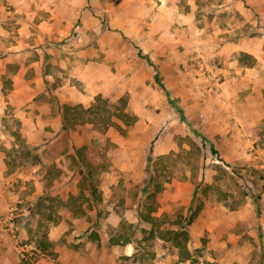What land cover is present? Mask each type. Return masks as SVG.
I'll use <instances>...</instances> for the list:
<instances>
[{"label":"crops","instance_id":"obj_1","mask_svg":"<svg viewBox=\"0 0 264 264\" xmlns=\"http://www.w3.org/2000/svg\"><path fill=\"white\" fill-rule=\"evenodd\" d=\"M202 1L0 0V218L16 206L20 242L47 255L23 260L15 232L0 222V264H190L199 247L206 249L204 264H264V194L262 215L252 199L234 213L215 202L194 219L184 246L157 237L146 260L135 243L120 245L96 218L72 208L78 195L94 208L125 206L127 200L113 196L119 180L102 172L95 186L65 182L67 172L75 174L61 161L65 108L88 109L98 96L120 98L128 87L156 92L152 78L160 64L174 73L184 56L213 59L224 109L234 108V86L238 94L246 89L240 103L261 109L264 0H219L216 12L204 10ZM241 123L264 139V121ZM220 127L226 135L234 121L224 118ZM17 128L19 135L12 134ZM249 152L241 157L255 164L264 154Z\"/></svg>","mask_w":264,"mask_h":264},{"label":"rangeland","instance_id":"obj_2","mask_svg":"<svg viewBox=\"0 0 264 264\" xmlns=\"http://www.w3.org/2000/svg\"><path fill=\"white\" fill-rule=\"evenodd\" d=\"M218 1H202L203 9L216 12ZM181 59L174 73L167 64L156 66L152 78L156 92L128 87L120 98L100 95L88 109L68 106L65 112L61 151L67 154L61 161L75 173L67 172L65 182L75 178L95 186L103 182L105 172L110 181L119 180L114 189L120 186V190L113 196L127 200L125 206L94 208L78 195L72 200L73 210L89 220L96 218L120 245L135 243L146 260L157 237L184 246L194 219L215 209V202L225 204L221 210L234 213L252 199L257 214H263L259 205L264 194V154L257 164L241 157L242 151V156L264 151V139H258L263 134L256 127L242 128L241 121H264V104L260 110H250L240 103L246 89L238 94L234 86V108L226 111L214 74L217 62L196 54ZM224 118L234 121L226 135L220 133ZM19 133V128L12 131ZM233 151L236 159L228 158ZM92 169L94 174H88ZM65 207L63 202L59 210ZM193 252L190 264H204L206 249Z\"/></svg>","mask_w":264,"mask_h":264},{"label":"built area","instance_id":"obj_3","mask_svg":"<svg viewBox=\"0 0 264 264\" xmlns=\"http://www.w3.org/2000/svg\"><path fill=\"white\" fill-rule=\"evenodd\" d=\"M215 79L217 83V90L221 91V78L220 76L215 72ZM16 219H17V207L14 205H11L9 208L8 213L5 216H2L0 218L1 224L7 228L15 232V242L16 247L19 252L20 257H22L23 260L32 259V260H38L47 258L46 253L44 250L36 245H34L31 242H20L19 238L17 237L15 228H16Z\"/></svg>","mask_w":264,"mask_h":264},{"label":"trees","instance_id":"obj_4","mask_svg":"<svg viewBox=\"0 0 264 264\" xmlns=\"http://www.w3.org/2000/svg\"><path fill=\"white\" fill-rule=\"evenodd\" d=\"M67 109H68V107L65 108V110H67Z\"/></svg>","mask_w":264,"mask_h":264}]
</instances>
